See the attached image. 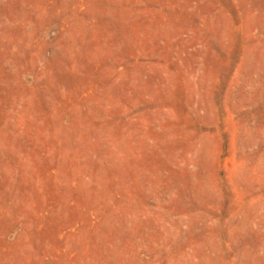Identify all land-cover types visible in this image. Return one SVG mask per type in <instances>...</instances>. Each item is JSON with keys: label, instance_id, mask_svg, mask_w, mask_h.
<instances>
[{"label": "rangeland", "instance_id": "1", "mask_svg": "<svg viewBox=\"0 0 264 264\" xmlns=\"http://www.w3.org/2000/svg\"><path fill=\"white\" fill-rule=\"evenodd\" d=\"M0 264H264V0H0Z\"/></svg>", "mask_w": 264, "mask_h": 264}]
</instances>
